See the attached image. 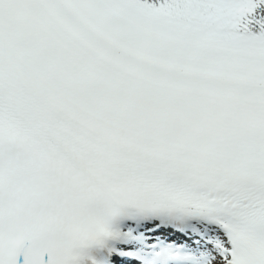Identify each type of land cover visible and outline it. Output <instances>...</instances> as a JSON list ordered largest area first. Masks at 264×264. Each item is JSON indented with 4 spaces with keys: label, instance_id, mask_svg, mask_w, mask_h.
<instances>
[{
    "label": "snow or ice",
    "instance_id": "6c2138e0",
    "mask_svg": "<svg viewBox=\"0 0 264 264\" xmlns=\"http://www.w3.org/2000/svg\"><path fill=\"white\" fill-rule=\"evenodd\" d=\"M0 264H264V0H0Z\"/></svg>",
    "mask_w": 264,
    "mask_h": 264
}]
</instances>
